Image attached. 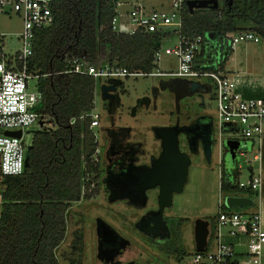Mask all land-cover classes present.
<instances>
[{
  "label": "trees",
  "instance_id": "1",
  "mask_svg": "<svg viewBox=\"0 0 264 264\" xmlns=\"http://www.w3.org/2000/svg\"><path fill=\"white\" fill-rule=\"evenodd\" d=\"M223 1L218 8L193 11L185 2L182 26L176 30L189 38L203 36L198 60L205 61V56L211 60L213 51L218 50L221 69L234 51L226 38L228 32L249 30L264 35V0H232L231 5L229 0ZM116 2L54 0L53 22L36 31L30 71L40 74L37 84L43 96L36 110L57 128L36 131L28 150L29 166L21 174L5 176L1 182L0 264H61L55 250L65 237L71 202L89 198L95 192L93 184L102 171L94 157L99 143L90 128V117H80L94 107L96 80L69 71L73 59L146 72L156 67L154 55L161 47L163 33L129 35L114 31L111 21ZM207 32L216 33L217 47L210 46ZM72 118L76 120L70 124ZM229 179L224 170L222 191L252 193L249 188L239 189ZM221 208H227L224 202ZM183 221L177 227V240L164 245L166 252L178 258L187 254L180 227ZM83 242L82 229H77L73 253L82 251ZM70 261L80 264V259Z\"/></svg>",
  "mask_w": 264,
  "mask_h": 264
},
{
  "label": "built area",
  "instance_id": "2",
  "mask_svg": "<svg viewBox=\"0 0 264 264\" xmlns=\"http://www.w3.org/2000/svg\"><path fill=\"white\" fill-rule=\"evenodd\" d=\"M187 0H171L169 12L150 8L144 0H117L116 13L111 25L114 31L134 35L137 33H163L162 42L169 36L170 27L182 26V10ZM54 0H0V17L3 14L11 16L17 14L22 18L23 27L19 33L22 46L14 55L9 56L3 44L7 34L0 31V183L7 175H18L25 171L27 147L24 134L25 129L36 121L45 119L36 108L42 102V92L36 83L30 88V79L38 81L39 75L30 71V62L36 31L49 26L53 22ZM124 7V8H122ZM229 45L234 49L241 40L258 41L256 33L233 31L226 34ZM218 39V38H217ZM215 47L216 43L207 40ZM204 37L201 35L189 38L179 35V41L174 47H167L168 53H174L178 59L177 69L162 71L155 67L151 71L131 70L117 64L92 63L85 59L74 58L69 71L88 74L98 79L106 77L122 79L130 76H171L187 80H198L207 77L211 79L216 100V124L220 134H237V139L248 142L239 149L257 151L254 159L260 160L264 141V75L259 80L235 76L211 61L205 56V61H199L198 55L203 49ZM162 45V44H161ZM162 46L156 50L154 63L158 67V60ZM218 51V50H217ZM216 51V52H217ZM202 82V81H201ZM247 87L256 95H246L243 88ZM96 100L90 112L80 118L90 117V128L100 124V114L96 110ZM70 120V124L75 122ZM22 130L21 137L4 133L5 130ZM95 133V132H94ZM96 135V134H95ZM222 140V142H223ZM238 150V151H239ZM237 151V153H238ZM99 149L94 157L98 161ZM251 180L248 186L243 182L237 183L235 178L228 175L230 182L239 188H249L258 195L262 189V172L256 173L250 168ZM236 171V175H237ZM235 175V176H236ZM214 230L211 228L208 245L203 251H195L191 264H262L261 255L264 249V222L260 212H244L235 208H219L214 220Z\"/></svg>",
  "mask_w": 264,
  "mask_h": 264
},
{
  "label": "rangeland",
  "instance_id": "3",
  "mask_svg": "<svg viewBox=\"0 0 264 264\" xmlns=\"http://www.w3.org/2000/svg\"><path fill=\"white\" fill-rule=\"evenodd\" d=\"M150 8L171 10V0H144ZM224 1L220 0L223 6ZM124 8V7H122ZM23 27L22 18L17 14L11 16L3 14L0 17V31L7 34L3 47L9 56L21 48L19 33ZM177 27H170L171 34L162 42L158 67L162 71H172L177 69L178 59L174 53H168L167 47H174L179 41ZM256 33L255 31H252ZM258 41L241 40L239 41L233 53L225 63L228 69L227 73L235 76H243L254 80H259L264 75V35L256 33ZM205 38L214 44L217 40L215 32H207ZM208 59V58H207ZM217 65L221 62V53L213 51L211 61ZM171 76H130L121 79L117 86L120 104L117 106L113 117L115 125L131 128L130 138L142 140L145 153L141 155L142 160L148 161L152 154H156L159 141L156 139L154 126L175 124L178 120L181 122L190 121L198 113H205L214 118L216 141L213 145L211 161L206 160L205 156L192 155V163L189 167V177L185 184L184 191L175 197L174 206L167 213L184 217V223L181 226L182 242L187 249V254L178 258L160 247L152 244L150 240L142 233L134 223L144 214L145 208H138L130 205L123 199L110 200L109 195L104 191L96 194L91 199L84 197L78 201L71 202L67 211V230L64 239L56 248L55 252L61 264H72L70 258L80 259V264H101L97 256V236L96 223L99 218L106 220L120 233L126 236L132 242V248L125 254L126 259L137 258L139 252L150 254L160 259L162 264H191L192 257L196 251L194 227L195 221L199 217H213L216 219L219 208L227 195H244L252 198L251 205L241 208L244 212H260L264 222V141L260 160L254 159L257 151L247 150L243 154L240 150L233 166L227 163V173L235 178L237 183L243 182L248 186L251 180L250 168L256 173L261 169L263 184L262 196L254 191L252 193L233 192L224 193L221 191V159L225 154V148L222 140L227 137H239L237 134H220L217 128L216 120V100L214 98V87L211 79L201 78L200 81L207 87L206 91L194 95L183 97L178 103L175 93L170 89H162L161 82L168 81ZM109 78L102 77L98 79L95 88L96 110L100 114V124L94 127L97 141L99 143V156L101 166L104 165V155L108 145V136L104 127L111 124V114L108 111V102L102 97V85ZM37 81L30 79V88H34ZM159 89L158 97L155 99L153 91ZM151 101L148 102L147 99ZM179 108L181 111H179ZM44 125L40 121L25 129L24 138L27 145L32 143L36 131L53 128L56 124L50 118L46 117ZM182 145H186L185 137H181ZM182 148H184L182 146ZM226 163V161H225ZM237 175L235 176V172ZM102 189V188H101ZM243 189V188H239ZM4 185L0 183V204L2 203V192ZM151 200L148 207L155 206V193L152 191ZM82 229L84 236L83 249L80 253H73V242L75 231ZM262 264H264V249L261 255ZM74 264V263H73Z\"/></svg>",
  "mask_w": 264,
  "mask_h": 264
},
{
  "label": "flooded vegetation",
  "instance_id": "4",
  "mask_svg": "<svg viewBox=\"0 0 264 264\" xmlns=\"http://www.w3.org/2000/svg\"><path fill=\"white\" fill-rule=\"evenodd\" d=\"M161 87L162 89H170L172 92H174L175 98L178 103L183 97L187 95H194V94L201 93L207 90V87L201 81L187 80V79L180 78V77H172L168 81H162ZM115 91H116V94H119L118 87H116ZM158 94H159V89L155 88L153 91V95L155 99L158 97ZM147 101L150 102L151 100L148 98ZM107 102L109 101L107 100ZM112 102H113L114 111L110 113L111 114V124L107 126L108 130L106 131L107 136H108V145L106 147V151L104 155V165L103 167L101 166L102 171H101V174L98 180L93 184V187L95 188V192L94 194H92V196L89 197V199L94 197L96 194H100L101 191H104L107 195H109V197L112 195L113 191L111 190L110 186L107 185V181L105 180L109 176V173H112L114 175H121V174L125 175V171L129 169L131 170L132 168H142L146 166L148 167L152 164L153 160H155L156 158L160 156L162 152V142L156 136V139H158L159 141V146H158L156 154H152L151 158L148 161L142 160L141 155L145 153V150L143 149V143L131 141L129 131H128L129 129H127V127H124V126L115 125L113 114L117 106L120 104V101L117 102V96H116ZM108 108H109V105H108ZM179 111H181L180 108H179ZM166 126H178L181 129L178 135L179 148L181 151H185L189 154L191 163H192V155H200V154L205 156L206 160L209 161L210 163L211 159L208 160L207 154H206L207 152L206 145L209 143L210 139L213 145L216 141L214 118L211 115H208L205 113H201V114L198 113L190 121L181 122L180 120H178L175 124H167ZM182 136L185 137L186 145H182V141H181ZM213 145H212V151H213ZM182 146L184 148H182ZM98 161L101 164L99 154H98ZM220 163L222 164V172L224 170H226L227 172V165L223 157ZM133 165H135L136 167H133ZM139 170L141 171V169H138V171ZM130 174L133 175V173H130ZM188 177H189V174H188ZM187 180L185 181V184ZM141 184H143V182H141L140 179L136 181L134 184H132L129 193L131 194L136 193L138 191V188L141 187ZM185 184L181 191L173 190L170 199H168L167 201L166 200L163 201L162 205L164 206L162 207L163 209H162L161 217H158V215H156V213L161 208V202L159 201V194L161 191L160 186L146 188V190L143 193L144 199L141 201V204L139 205H137L134 201L133 202L130 201L129 198H123V200H125L130 205L136 206L138 208L146 209L144 214H142L139 217V219L136 220L134 223L138 225L141 218L143 217L148 219L147 222H144V225H143L144 230L143 228L142 230L139 229L138 226L137 228L142 233L145 234V236L150 240L152 244L160 247L162 250H164V245L174 242L178 238L177 227L179 225V221L181 219H184V217H179L172 213L169 214L167 213V211L172 209V207L174 206L175 197L179 193H182L184 191ZM167 185L168 187L169 185L174 186V184L173 183L171 184L170 182ZM152 191L155 193L154 202L156 203V205L154 207L153 206L148 207L150 200H151L150 193ZM222 192L226 193L225 191H222ZM199 218L209 220L210 225H211L210 228H212V224L214 223L215 219H212L211 216L210 217H199ZM100 219L101 218H99L97 222ZM183 223L184 221L181 223L180 227L182 226ZM119 234L123 238H125L126 240L125 245L121 249L116 251L113 255L109 254L104 259H101L97 252L98 261L101 264H162L160 259H158L157 257L151 256L150 254H144L142 251L138 253V256L136 259L135 258L126 259L125 254L128 250L132 248V242L122 233L119 232ZM96 236H97V251H98L99 235L97 234V223H96Z\"/></svg>",
  "mask_w": 264,
  "mask_h": 264
},
{
  "label": "water",
  "instance_id": "5",
  "mask_svg": "<svg viewBox=\"0 0 264 264\" xmlns=\"http://www.w3.org/2000/svg\"><path fill=\"white\" fill-rule=\"evenodd\" d=\"M232 4V0H229V5ZM187 5L191 11L195 8H218L220 6V0H187ZM218 40V39H217ZM217 40H213L214 43ZM121 83V79H110L102 85V97L108 100V111L112 113L113 99L117 96V102L120 101L119 94H116V87ZM45 120H40V125H44ZM105 131L108 127L104 128ZM154 131L156 136L162 142V152L158 158L153 160L150 166L142 168H132L125 171V175H114L109 173V176L105 179L107 185L110 186L113 191L110 196V200L129 198L130 201H134L137 205L141 204L144 199V191L146 188L160 186L159 201L161 202V208L156 213L158 217H161L163 201L170 199L173 190L181 191L188 178L189 165L191 163L190 156L187 152L181 151L179 148L178 135L181 129L178 126H155ZM5 134L21 137L22 130H5ZM223 146L225 148L224 160L226 165L233 166L237 158V151L248 145V142L237 139H225L223 140ZM212 141L210 139L207 147V158L210 160L212 153ZM32 144L28 145L25 158L26 168L29 166V154ZM133 167H136L133 165ZM228 167V166H227ZM138 169H141V171ZM160 172V173H159ZM130 173H133L131 175ZM129 174V175H127ZM138 176V177H137ZM160 176V177H159ZM164 176V178H163ZM162 177V178H161ZM140 179L143 184L138 188V193H129L132 184ZM173 183L174 186L168 187V183ZM252 198L244 195H227L224 200V204L230 208H241L251 205ZM155 214V212H154ZM148 219L141 218L138 223L139 229L142 230L144 222ZM210 221L203 218H197L194 227L195 244L197 251H203L208 245L209 236L211 232ZM144 230V228H143ZM97 234L99 235L98 243V255L101 259L106 256L113 255L116 251L121 249L125 245V238H123L119 232L106 220L100 219L97 222Z\"/></svg>",
  "mask_w": 264,
  "mask_h": 264
},
{
  "label": "crops",
  "instance_id": "6",
  "mask_svg": "<svg viewBox=\"0 0 264 264\" xmlns=\"http://www.w3.org/2000/svg\"><path fill=\"white\" fill-rule=\"evenodd\" d=\"M224 70H226V71H228V69L226 68V66L224 65ZM243 92L246 94V95H256L257 93H259L260 91H258V92H255V91H253V90H250V89H248L247 87H244L243 88ZM105 128V127H104ZM127 129H129L128 131H129V135H130V133H131V128H128L127 127ZM131 139V138H130ZM131 141H133V142H138V143H143V145H144V142L142 141V140H134V139H131ZM262 184H263V182H262ZM261 194V196H262V189H261V192L259 193V195ZM258 195V196H259ZM1 210H2V203L0 204V213H1Z\"/></svg>",
  "mask_w": 264,
  "mask_h": 264
}]
</instances>
